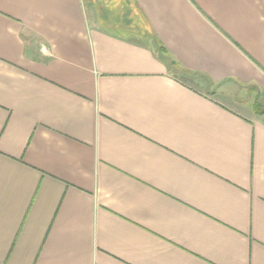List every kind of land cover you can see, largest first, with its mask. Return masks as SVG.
<instances>
[{
    "label": "crops",
    "instance_id": "0c3cea01",
    "mask_svg": "<svg viewBox=\"0 0 264 264\" xmlns=\"http://www.w3.org/2000/svg\"><path fill=\"white\" fill-rule=\"evenodd\" d=\"M0 264H264V0H0Z\"/></svg>",
    "mask_w": 264,
    "mask_h": 264
},
{
    "label": "rangeland",
    "instance_id": "374dc122",
    "mask_svg": "<svg viewBox=\"0 0 264 264\" xmlns=\"http://www.w3.org/2000/svg\"><path fill=\"white\" fill-rule=\"evenodd\" d=\"M244 93H245V92H244ZM244 93H243V94H244Z\"/></svg>",
    "mask_w": 264,
    "mask_h": 264
}]
</instances>
